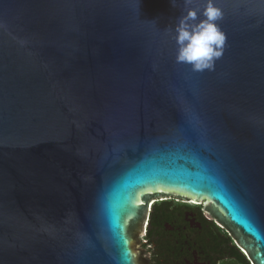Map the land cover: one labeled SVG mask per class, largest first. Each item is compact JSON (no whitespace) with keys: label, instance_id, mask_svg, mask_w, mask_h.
Returning a JSON list of instances; mask_svg holds the SVG:
<instances>
[{"label":"water","instance_id":"95a60500","mask_svg":"<svg viewBox=\"0 0 264 264\" xmlns=\"http://www.w3.org/2000/svg\"><path fill=\"white\" fill-rule=\"evenodd\" d=\"M175 2L0 0V264H149L171 198L264 264V0H214L227 41L201 73L176 63Z\"/></svg>","mask_w":264,"mask_h":264},{"label":"flooded vegetation","instance_id":"af4514ba","mask_svg":"<svg viewBox=\"0 0 264 264\" xmlns=\"http://www.w3.org/2000/svg\"><path fill=\"white\" fill-rule=\"evenodd\" d=\"M164 203H170L171 207L162 208ZM184 204L196 206L171 198L157 203L152 209L148 231L142 239L145 253L150 254L149 264H244L239 254L245 253L233 237L204 212L201 211L202 217L219 228H216L217 233L220 232L226 241L212 238L213 226L200 221L199 211L187 209L182 213L172 208Z\"/></svg>","mask_w":264,"mask_h":264},{"label":"clouds","instance_id":"9594fccd","mask_svg":"<svg viewBox=\"0 0 264 264\" xmlns=\"http://www.w3.org/2000/svg\"><path fill=\"white\" fill-rule=\"evenodd\" d=\"M171 2L175 7V0ZM193 3L194 0H184L186 12L171 30L177 44L175 60L190 66L193 72L213 71L224 54L227 41L218 23L223 18V11L214 0H207L202 11L190 7Z\"/></svg>","mask_w":264,"mask_h":264},{"label":"trees","instance_id":"16d2710c","mask_svg":"<svg viewBox=\"0 0 264 264\" xmlns=\"http://www.w3.org/2000/svg\"><path fill=\"white\" fill-rule=\"evenodd\" d=\"M161 207L162 208H164V209H169L170 207H171V204L170 203H164V204H162L161 205ZM173 209H176V210H180V211H182V213L185 211V210H187V209H193V210H197V211H199L200 212V215H201V217H200V221L203 223V224H206V225H209V223L213 226V224L211 223V222H207L206 220H205V218L204 217H202V213H201V211L203 212V210H202V207L201 206H189V205H187V204H184V205H182V206H174V207H172ZM216 228L217 227H214L213 226V229H214V233H212V238L214 239V240H221V241H223L224 239H226L225 237H223V236H221V233L220 232H218L217 233V230H216ZM218 230H219V228H217ZM228 241H229V239H227ZM224 241H226V240H224ZM231 241V240H230ZM239 256H240V260L245 264H250V262L248 261V259H247V257L244 255V254H242V253H240L239 254Z\"/></svg>","mask_w":264,"mask_h":264},{"label":"snow or ice","instance_id":"6c2138e0","mask_svg":"<svg viewBox=\"0 0 264 264\" xmlns=\"http://www.w3.org/2000/svg\"><path fill=\"white\" fill-rule=\"evenodd\" d=\"M153 201H149V207H151V203H152Z\"/></svg>","mask_w":264,"mask_h":264},{"label":"rangeland","instance_id":"374dc122","mask_svg":"<svg viewBox=\"0 0 264 264\" xmlns=\"http://www.w3.org/2000/svg\"><path fill=\"white\" fill-rule=\"evenodd\" d=\"M185 203H187V202H185Z\"/></svg>","mask_w":264,"mask_h":264}]
</instances>
